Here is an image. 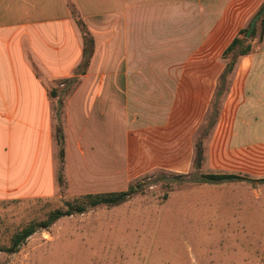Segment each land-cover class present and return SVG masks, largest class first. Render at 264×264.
<instances>
[{
    "label": "crops",
    "instance_id": "1",
    "mask_svg": "<svg viewBox=\"0 0 264 264\" xmlns=\"http://www.w3.org/2000/svg\"><path fill=\"white\" fill-rule=\"evenodd\" d=\"M262 2L0 0V160L5 174L25 179L37 174L39 183L52 185L54 175L59 177L60 146L54 137L61 117L58 98L50 95L56 89L48 87L60 79H78L63 112V150L70 156L89 158L95 152L101 158L102 132L107 150L117 83L126 140L178 126L196 131L226 67L220 64L223 52ZM69 4L94 42L88 68L77 76L83 40ZM250 42L251 52L237 58L228 77L208 138L217 145L215 158L229 166L222 172L227 174L264 163V41ZM19 188L4 190L11 194Z\"/></svg>",
    "mask_w": 264,
    "mask_h": 264
},
{
    "label": "rangeland",
    "instance_id": "2",
    "mask_svg": "<svg viewBox=\"0 0 264 264\" xmlns=\"http://www.w3.org/2000/svg\"><path fill=\"white\" fill-rule=\"evenodd\" d=\"M231 58L221 57L220 64ZM61 80L48 88L61 92ZM115 87L101 158L95 152L82 159L64 153L63 169L57 167L60 180L54 175L53 185L39 183L37 174L6 175L0 160V264H264V183L207 185L174 177L194 172V144L206 128L213 99L196 131L178 126L126 140L119 83ZM208 138L199 172H225L229 166L215 158L217 145ZM253 164L237 175L264 178V163ZM138 182L141 190L118 206L87 208L40 227L51 211L82 203L81 195L124 191ZM6 186L20 188L10 194ZM30 225L34 233L13 247V239Z\"/></svg>",
    "mask_w": 264,
    "mask_h": 264
},
{
    "label": "trees",
    "instance_id": "3",
    "mask_svg": "<svg viewBox=\"0 0 264 264\" xmlns=\"http://www.w3.org/2000/svg\"><path fill=\"white\" fill-rule=\"evenodd\" d=\"M70 4H69V11L71 13V16L74 18L75 23L78 27V29L81 32L82 40H83V50H82V59L79 65H77V68L75 69V76L82 75L88 68L90 59L92 57L93 51H94V42L91 40V38L86 34L84 24L82 20L77 16L73 10H70ZM262 10H264V0L255 13L258 14ZM254 15V16H255ZM253 16V17H254ZM249 24L247 27L239 32L240 35H244L247 31ZM264 32V12L261 15V17L258 19L256 26L250 36L249 39L245 38H234L232 42H230L229 46L225 49V51L222 54L223 59H227L229 55L232 56V58L226 63V67H224L219 80L218 85L214 91V97L211 104V112L207 120L206 128L202 130L200 137L194 144V159H193V168L194 172L189 174H180L177 176H174L175 178H178L182 180L184 183L191 182L194 184H207V185H219V184H227V183H235V182H249L251 184L255 183H264V178L262 179H250L245 176L237 175V174H227V173H200L199 170L202 166L203 157H204V141L210 134L213 126L215 125L218 114H219V102L222 99V97L225 94L227 84H228V77L232 73L234 69L235 62L238 57L248 55L252 48H251V42L253 39H257L259 41H262ZM78 84V79L76 77H73L71 79H63L58 82V85H63L65 88L61 92H57L56 90H52L50 92V95L52 97H57V105L58 110L57 114L59 117L62 115L63 110V99L68 96L70 91L73 89V87ZM63 130H62V124L61 120L60 123L55 128V137L57 144L60 146V152H59V160L61 169H63V162H64V150H63ZM59 176V180H60ZM141 182V181H140ZM141 184L137 183L136 185H130L126 190L124 191H118V192H99V193H90L79 196L80 200H82V203L78 204L75 203H66L64 209H57L54 211H51V213L48 216V219L45 222H42L40 224L41 228L48 227L50 224H52L54 221L62 218V217H68L78 213H83L87 208H96L100 206H106V207H114L118 206L122 203H124L130 196L133 194L138 193L141 190ZM77 198L75 199V201ZM34 226L30 225L27 230L25 231L24 236L22 237H15L13 239V247H16L17 243L26 239L29 237V235H32L34 233ZM13 250L15 248H12Z\"/></svg>",
    "mask_w": 264,
    "mask_h": 264
},
{
    "label": "water",
    "instance_id": "4",
    "mask_svg": "<svg viewBox=\"0 0 264 264\" xmlns=\"http://www.w3.org/2000/svg\"><path fill=\"white\" fill-rule=\"evenodd\" d=\"M264 10H262L260 13L256 14L253 18H251V21L249 23V26L247 28V31L246 33L244 34V38L245 39H249L255 26H256V23L258 21V19L261 17V15L263 14Z\"/></svg>",
    "mask_w": 264,
    "mask_h": 264
},
{
    "label": "built area",
    "instance_id": "5",
    "mask_svg": "<svg viewBox=\"0 0 264 264\" xmlns=\"http://www.w3.org/2000/svg\"><path fill=\"white\" fill-rule=\"evenodd\" d=\"M262 40L264 41V32H263V37H262Z\"/></svg>",
    "mask_w": 264,
    "mask_h": 264
}]
</instances>
